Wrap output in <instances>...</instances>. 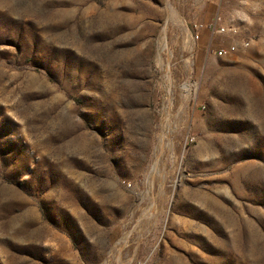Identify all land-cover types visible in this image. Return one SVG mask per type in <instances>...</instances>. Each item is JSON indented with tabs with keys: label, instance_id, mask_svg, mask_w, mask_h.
Masks as SVG:
<instances>
[{
	"label": "rangeland",
	"instance_id": "obj_1",
	"mask_svg": "<svg viewBox=\"0 0 264 264\" xmlns=\"http://www.w3.org/2000/svg\"><path fill=\"white\" fill-rule=\"evenodd\" d=\"M0 264H264V0H0Z\"/></svg>",
	"mask_w": 264,
	"mask_h": 264
},
{
	"label": "built area",
	"instance_id": "obj_2",
	"mask_svg": "<svg viewBox=\"0 0 264 264\" xmlns=\"http://www.w3.org/2000/svg\"><path fill=\"white\" fill-rule=\"evenodd\" d=\"M224 28H220L219 30L214 29L213 32L216 31H223ZM236 46L235 45H230L229 47H220L216 49L214 52L219 55V56H226L230 54L233 50H235Z\"/></svg>",
	"mask_w": 264,
	"mask_h": 264
},
{
	"label": "bare ground",
	"instance_id": "obj_3",
	"mask_svg": "<svg viewBox=\"0 0 264 264\" xmlns=\"http://www.w3.org/2000/svg\"><path fill=\"white\" fill-rule=\"evenodd\" d=\"M165 40V39H164Z\"/></svg>",
	"mask_w": 264,
	"mask_h": 264
}]
</instances>
